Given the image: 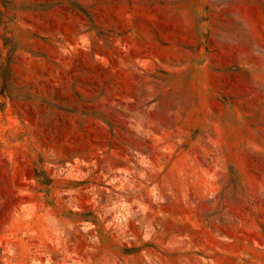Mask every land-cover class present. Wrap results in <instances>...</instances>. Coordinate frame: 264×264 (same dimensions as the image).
Instances as JSON below:
<instances>
[{"label": "rangeland", "instance_id": "374dc122", "mask_svg": "<svg viewBox=\"0 0 264 264\" xmlns=\"http://www.w3.org/2000/svg\"><path fill=\"white\" fill-rule=\"evenodd\" d=\"M0 264H264V0H0Z\"/></svg>", "mask_w": 264, "mask_h": 264}]
</instances>
